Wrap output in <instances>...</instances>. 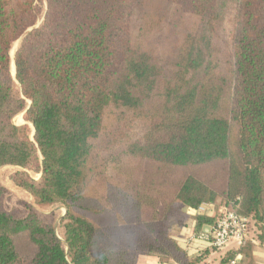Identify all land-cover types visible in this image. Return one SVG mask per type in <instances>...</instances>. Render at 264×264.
Here are the masks:
<instances>
[{"label": "trees", "instance_id": "16d2710c", "mask_svg": "<svg viewBox=\"0 0 264 264\" xmlns=\"http://www.w3.org/2000/svg\"><path fill=\"white\" fill-rule=\"evenodd\" d=\"M39 2L0 0V168L34 200L0 180V264H198L204 203L264 243V0Z\"/></svg>", "mask_w": 264, "mask_h": 264}, {"label": "crops", "instance_id": "0c3cea01", "mask_svg": "<svg viewBox=\"0 0 264 264\" xmlns=\"http://www.w3.org/2000/svg\"><path fill=\"white\" fill-rule=\"evenodd\" d=\"M211 216L210 214H207ZM213 217V215H212ZM205 227V225H204ZM200 230L196 229V222L190 219L188 224L175 234L177 242L184 248L190 256H202L201 262L198 264H224L223 258L229 250L237 251L240 244L232 242L222 250H216L209 245L208 242L197 239V234ZM253 243V255L255 258L254 264H264V243L258 238L256 228L252 226L249 233ZM238 260L242 258L241 254H237ZM137 264H178L175 261L168 263L160 262L159 258L153 255H140Z\"/></svg>", "mask_w": 264, "mask_h": 264}, {"label": "built area", "instance_id": "2783aa9c", "mask_svg": "<svg viewBox=\"0 0 264 264\" xmlns=\"http://www.w3.org/2000/svg\"><path fill=\"white\" fill-rule=\"evenodd\" d=\"M190 214H212L215 220L209 229L200 230L197 239L208 242L216 250L226 248L232 242L243 244L250 232V219L227 207L215 209L213 204L204 203L199 208H189ZM211 215V216H212Z\"/></svg>", "mask_w": 264, "mask_h": 264}, {"label": "rangeland", "instance_id": "374dc122", "mask_svg": "<svg viewBox=\"0 0 264 264\" xmlns=\"http://www.w3.org/2000/svg\"><path fill=\"white\" fill-rule=\"evenodd\" d=\"M40 5L43 7V13H42V16L40 18V20L38 21V24L36 26H38L41 21L43 20L44 18V15H45V12H46V0H44V2H39ZM28 30H31L28 29ZM20 42H21V38L18 39L12 49H11V57H12V73H13V76L15 77V69H16V66H15V61H14V56H15V53H16V50L17 48L19 47L20 45ZM15 82H16V87L17 88H20L19 86V83L18 81L15 79ZM15 123L16 124H29L31 129H32V132H33V126L30 122L27 121L26 119V113L25 112H22V113H19L18 115H16L15 117ZM32 136H33V133H32ZM20 168L19 167H15V166H4L2 168H0V180L4 183V185H6L12 192H14L15 194H17L19 197L21 198H24V199H27L29 200L30 202H34L33 200V197L25 190L19 188L18 186H16L14 184V182L12 181L11 179V175L19 170ZM35 178H39L40 177V174L39 173H31ZM37 208L39 209L40 212L42 213H45V214H54L56 216V222H57V232L59 234V236L61 238H63V227H62V218L65 216L66 214V207L63 206L62 204H54V205H48V206H37Z\"/></svg>", "mask_w": 264, "mask_h": 264}, {"label": "water", "instance_id": "95a60500", "mask_svg": "<svg viewBox=\"0 0 264 264\" xmlns=\"http://www.w3.org/2000/svg\"><path fill=\"white\" fill-rule=\"evenodd\" d=\"M15 73H16V69H15ZM203 229L207 231L209 229V225H205Z\"/></svg>", "mask_w": 264, "mask_h": 264}]
</instances>
